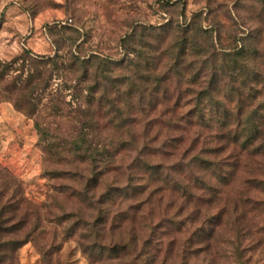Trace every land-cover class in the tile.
Returning a JSON list of instances; mask_svg holds the SVG:
<instances>
[{
  "label": "rangeland",
  "instance_id": "obj_1",
  "mask_svg": "<svg viewBox=\"0 0 264 264\" xmlns=\"http://www.w3.org/2000/svg\"><path fill=\"white\" fill-rule=\"evenodd\" d=\"M171 22L206 31L221 53L219 59L231 49L248 47V87L254 104L247 110L264 102V0H0V264H181L182 255L188 264H226L215 253V239L198 236V227L208 219L205 232L213 226L216 236L228 234L234 197L244 194L264 202V184L251 181L264 179V156L249 157L228 146L220 157L238 165L228 184L211 182L222 193L221 199L207 204L186 201L178 194L185 186L193 193H209L200 188L191 175L198 172H191L187 164L209 138L210 131L196 121L167 124L168 106L159 104L150 114L156 123L148 124L151 117L135 113L134 125L122 129L118 121L109 122V105L96 100L90 110L93 126L83 121L87 86L79 85L77 91V73L51 64L49 88L36 117L15 105L23 92L12 86L34 68L30 57L59 55L63 62L71 47L69 38L76 37L74 30L81 32L77 44L85 40V55L101 54L117 61L125 58L122 42L127 34L144 32L146 47H140L150 56L156 43L152 26ZM174 33L168 28L170 38ZM111 66L114 76L133 75ZM229 81L222 73L217 79L216 95L223 101L238 96L230 85L237 86ZM183 89L192 88L184 83ZM143 97L152 99L149 90ZM193 97L192 92L184 94L182 114L191 112ZM55 105L62 107L58 114ZM80 137L86 142L77 149ZM152 137L160 142L180 137L182 142L174 146L170 141L156 153ZM109 151L112 158L105 162ZM138 156L160 164L163 177L154 181L141 171ZM135 186L139 191L134 192ZM114 188L121 193H107ZM244 212L246 244L254 247L248 255L264 264L263 234L257 233L264 226V207L247 206ZM126 242L134 245L135 252L124 260L109 257L118 243Z\"/></svg>",
  "mask_w": 264,
  "mask_h": 264
},
{
  "label": "trees",
  "instance_id": "obj_2",
  "mask_svg": "<svg viewBox=\"0 0 264 264\" xmlns=\"http://www.w3.org/2000/svg\"><path fill=\"white\" fill-rule=\"evenodd\" d=\"M173 24L174 22H171L161 28L152 26L151 32L155 34L156 43L155 53L150 56L147 55L145 49L140 47H146V44L143 43L144 32L137 34V31L134 30L127 34L122 42L125 58L117 61L101 54L85 55L82 46L85 40L77 44L81 32L74 30L76 37L69 38L72 43L70 49L66 50L63 60L65 63L59 61V55L47 59L30 57L34 68L28 69L26 75L23 76V81L15 82L12 86L14 89L23 92V97L20 98L21 100H17L15 105L30 118L36 117L39 102L49 88L52 73V70L48 69L49 64L57 70L62 68L65 71L76 72L75 87L77 91H79V85L85 84L87 86V93L84 96L87 103V113L83 121H88L93 126L94 118L91 117L93 115L90 110L96 100L100 103L105 101L109 105L107 112L110 115L109 122L114 124L118 121L122 129L134 125L137 121L135 113L141 114L144 119L151 117L150 121H147L148 124L156 123L155 115L151 116L150 114L157 110L159 104L166 105L170 113V118L164 119L167 124H178L184 119H189L190 123L196 121L200 128L210 131L208 141L205 143L207 146L204 145L201 151L194 153L187 163L190 165L191 172L195 170L198 172L191 175L196 176V179L199 180L200 188L209 193H193L188 191L185 186L184 193L178 194L186 201L212 203L218 198L221 199L222 193H218V188L214 187L211 182L215 181L225 185L235 178L234 170H236L235 165L238 163L229 164L230 161L227 163L225 159L222 160L220 157L228 146H233L249 157L264 156V113L259 111V109H264V102L260 101L257 108L247 110L254 104V98H252L248 87V68L251 62V52L248 47L242 46L231 49L230 52L222 53L223 58L219 59L221 53L217 52L214 42L211 41L208 34H205L206 31H201L197 27L190 30V28L187 29L179 23L176 26ZM168 28L175 32L171 38L167 34ZM74 45H76L75 48ZM111 65L126 68L133 75L124 74L123 79L114 76V67ZM147 71L148 75L145 74ZM221 73L230 79L229 82L237 86L230 85L232 91H236L238 94L236 98L223 101L216 95V83ZM186 77L190 78L188 82L185 81ZM89 80H92L91 84ZM184 83L192 89L185 92ZM196 87H200L199 92ZM148 90L152 97L150 100L143 97ZM80 92L83 93V90ZM191 92L194 94L191 100L194 103L193 108L189 115L182 114L180 110L185 106V103H182L184 94L187 95ZM54 108L57 114L62 111L60 105H55ZM114 111L115 114L112 113ZM158 119H163V115L161 117L156 116V120ZM36 126L40 128L41 125L37 122ZM150 140L154 144L153 150L156 153L164 151L170 141L174 146H179L182 142L180 137H173L171 140H163L162 142L159 141L158 137H152ZM85 142L86 140L80 137L76 141L77 149H81ZM146 147L148 149V142L145 143ZM107 153L105 162L110 161L113 154L110 151ZM93 159L95 160L96 157ZM136 160L137 167L148 173L154 181L163 177L165 170L160 164L152 163L150 159L144 156H138ZM251 181L257 186L264 184V179L255 178ZM181 184L178 183L177 185L181 187ZM134 188L133 190L136 192L139 191L140 187L135 186ZM114 192L121 193V189L114 188L107 191V193ZM127 193L130 192L126 191ZM231 203L233 221L228 234L216 236L217 231L213 226L209 232H205V224L208 219H204L202 225L198 227V236L206 237L207 241L215 239L213 243L215 253L226 264H260L253 262V255H248L254 247L246 244L248 233L244 232L242 227V216L245 214L244 210L247 206L250 209H260L264 207V202L254 201L251 196L243 194L234 197V201ZM220 215L222 216L221 213ZM211 218L214 219V217ZM177 221L179 220L174 222ZM179 222L176 223L178 229L181 228L184 220H181L180 225ZM257 233L263 234L260 237V242L263 243L264 226L259 228ZM207 249L210 250V247ZM133 251L135 252L134 245L132 246L127 242L118 243L112 251H109V257H119L124 260L126 254ZM182 257L184 261L181 264H188L185 255ZM129 264H133V262Z\"/></svg>",
  "mask_w": 264,
  "mask_h": 264
}]
</instances>
